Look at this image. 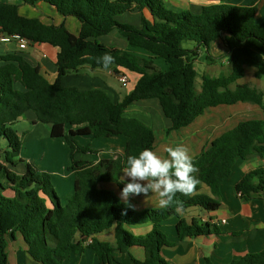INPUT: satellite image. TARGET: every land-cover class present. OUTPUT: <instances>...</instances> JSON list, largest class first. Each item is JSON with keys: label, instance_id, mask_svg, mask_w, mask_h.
Instances as JSON below:
<instances>
[{"label": "trees", "instance_id": "trees-1", "mask_svg": "<svg viewBox=\"0 0 264 264\" xmlns=\"http://www.w3.org/2000/svg\"><path fill=\"white\" fill-rule=\"evenodd\" d=\"M200 13L189 10L173 12L163 0H20L37 6L44 2L56 8L64 17L74 16L81 22L79 35L64 23H44L38 17H28L19 11V4L0 1V32L18 34L31 43H47L59 49L57 77L51 82L22 54L0 53V137L7 141L0 148V264H10L7 237H21L27 253L42 264H64L72 254L92 248L98 264H112L133 246H141L145 258L132 256L134 264H171L162 254L164 246L172 245L161 225L177 217L178 238L210 235L218 228L206 222L188 221L180 215L190 207L215 209L220 203L222 183L231 175L239 160L252 156L264 158V119H244L215 138L200 154L194 156L199 183L190 195L177 193L168 207L137 210L131 201H122L115 191L100 187V183H116L122 190V170L127 155L145 148L154 150L156 135L153 127L137 117L126 116L127 108L144 99H158L166 117L172 121L168 133L192 124L212 107L252 103L264 111V91L248 83H240L246 67L255 68V77H264V22L256 19L255 2L236 5L233 0H209ZM135 7L142 15L140 27L121 23L117 15ZM152 17L149 20L144 11ZM117 30L128 42L123 50L101 42L100 36ZM222 40L230 54L231 68L227 74H199L195 62L200 49L214 62L210 46ZM184 41L194 42L185 48ZM151 55L146 58L133 50ZM106 53L115 60L108 68L124 67L140 74L134 89L115 102L103 89H80L68 86L63 79L88 65L104 68L100 63ZM163 59L169 66L162 70L154 63ZM201 79V81L199 80ZM19 86V87H18ZM28 111L36 119L50 125L53 138H63L70 148L74 171V191L65 200L58 194L50 173L39 172L27 162L24 174L10 165L24 161L20 156L25 132L13 126ZM92 138L125 136L123 153L98 161L80 160L77 153L97 154L90 144L77 137ZM203 185L210 193L201 191ZM245 200L264 194V166L246 173L235 185ZM151 222L145 235H135L129 226ZM115 226L114 243L95 236ZM92 242L85 246L86 239ZM206 264H213L208 258ZM230 264H264V249L247 253Z\"/></svg>", "mask_w": 264, "mask_h": 264}, {"label": "crops", "instance_id": "crops-1", "mask_svg": "<svg viewBox=\"0 0 264 264\" xmlns=\"http://www.w3.org/2000/svg\"><path fill=\"white\" fill-rule=\"evenodd\" d=\"M0 1L19 4V11L22 15L28 17H38L44 23H53L55 25L64 23L67 28L75 35H79L81 31V22L78 20V18L74 16L64 17L57 12L54 6L47 3L41 2L37 6H31L21 3L20 0ZM163 1L165 3V7L173 12L189 10L193 13H200L204 5L210 4L212 2L209 0ZM254 2L258 7L256 19L258 22L263 23L264 0L232 1V3L236 5H248L253 4ZM144 14L149 20L152 19L148 10H145ZM142 15L143 13L140 10L132 7L129 10L118 14L117 19L121 23H128L140 27L142 25ZM98 39L112 47L123 50L131 49L127 40L120 36L117 30L100 36ZM58 51L59 49L57 47L47 43L29 42L26 48H20L18 42L15 40L9 42H3L0 40V53L17 52L22 54L32 64L39 65L42 73L51 82L55 81L57 77L56 61ZM133 51L140 56L146 58L151 57V55L145 51L137 49ZM204 51H206V49L202 47L200 49V55L204 54ZM210 53L215 57L225 56L224 59H222V62L227 64L226 69L229 72L231 68L230 54L228 52V48L224 45L222 40H216L211 44ZM156 60L157 58L154 59V63ZM216 61L218 60L216 59ZM160 68L162 69V67ZM164 68L168 69L169 66H164ZM211 70L212 73L210 75L219 76L222 74L214 73V66L211 68ZM120 74L127 75V83L123 84L120 81ZM139 78V73L134 71L131 72V70H128L124 67H117L116 71L114 67L103 69L92 68L88 65H84L79 69V71L66 76L63 79V83L65 85L78 87L80 89H103L112 97L115 102H119L134 89L135 86L133 87V85H136ZM114 80L119 81V83L121 82L120 85L123 87L125 86L126 88H129L127 92L123 93V91L117 87V84L114 82ZM131 83L133 85L132 87L131 85L129 87V84ZM248 84L256 86L257 88L264 91V77L259 79L258 82ZM217 107H212L207 110L206 112H208V117L203 118V120H199L202 117L201 115L189 126L184 127L179 131H172L171 133L168 132L172 126V121L170 118L165 116L158 99H144L135 102L127 108L125 115L137 117L153 127L156 135V142L153 151L157 152L161 157L167 158L166 149L168 147H174L177 144L185 145L189 149L190 154L194 157L200 154L204 148L208 147L215 138L220 136L223 132L235 127L239 121H241L239 120L231 126L226 125L227 119L229 117H226L224 115L225 113L221 115L220 111H215ZM226 111L229 112L228 109H226ZM205 113L203 115H206ZM35 119V113L33 111H28L26 115L13 127L17 129V125L22 121L33 122ZM33 124L32 130L20 131L17 129V131L19 133H32L37 127H39L40 124L43 123L36 122ZM50 129L51 128L49 125V128H46V131L49 134ZM56 139H61L63 144L67 146V149H69L70 152V148L65 139ZM77 139L79 140L80 137H77ZM96 141H101V143L95 144ZM126 142L127 138L125 136L94 138V148H98L100 151L97 154L84 153L86 155L80 152L81 154H76V158L80 160L94 161H98L101 158H112L115 157L116 154L124 152ZM6 147L7 141L0 137V148L6 149ZM47 157L48 154L43 155L44 160ZM27 161L29 163H33L29 158ZM9 166L19 174H24L27 169V167H18V169H15L13 168L15 165L13 166L10 164ZM260 166H264V158H261L257 155L252 156L247 160H239L235 164L231 175L222 183L220 203L217 208L205 209L203 207L195 206L184 211H180V215L188 221L196 220L200 224L210 222L218 228L217 232H214L210 235L188 237L184 240H180L176 230L177 217L173 216L162 223V231L167 235L169 241L172 242V245L164 246L162 248V254L169 263L206 264V259L208 258L213 264H230L233 260H238L247 253H256L264 249V194L251 200H245L235 190V185L246 173ZM38 168L39 170H46L41 166ZM74 179L75 175L74 171L72 170L69 173L60 175L57 178L55 187L59 188L61 191V197L63 200L73 193ZM99 186L102 188L111 189L115 191L119 197H121V189L116 183H100ZM201 191L209 194L210 188L206 185H203ZM159 199L160 198L158 194L152 193L148 195L142 194L140 196H132L129 198V201H131L134 207L138 210H143L146 208L160 207L158 203ZM115 226L116 225L100 234H97L95 237L101 241L114 243L116 240ZM152 227V223L148 222L145 224L131 225L129 226V229L135 235H145L152 229ZM7 242V251L10 264H42L34 260L27 253V245L21 237L18 236L15 239L7 237ZM132 256L140 260L144 259V248L141 246H133L130 248L129 252L120 254L118 259L112 264H128L130 261L132 264H134ZM89 259L92 260V264L99 263V259L95 251L90 247H86L79 253L72 254L67 260L64 261V264H84V262H87Z\"/></svg>", "mask_w": 264, "mask_h": 264}, {"label": "rangeland", "instance_id": "rangeland-1", "mask_svg": "<svg viewBox=\"0 0 264 264\" xmlns=\"http://www.w3.org/2000/svg\"><path fill=\"white\" fill-rule=\"evenodd\" d=\"M183 46L185 48H192L194 46V42L184 41ZM203 53L204 54L200 55L196 60V68L200 75L204 73L211 74L212 73L211 68H213V66L215 68L214 73L227 74L228 72L226 69L227 64L222 62V59H224L225 56H220V57L216 56L218 61L211 62L206 58V51H204ZM155 64L157 66L162 67V70H166L167 68H164V66L165 67L168 66V64L163 59H159V58H157ZM199 80L201 81L200 78ZM258 81L259 79L255 77V68L251 66H247L246 74L244 78H242L239 82L240 83H255ZM114 82L117 84V87L123 91V93H126L127 90L129 89V88H126L125 86L123 87L122 85H120L121 82L119 83V81L114 80ZM130 85L132 87L133 84L132 83L129 84V87ZM134 86L135 85H133V87ZM226 109H228L229 112L226 111ZM215 111L217 112L220 111L221 115L225 113L224 115L226 117H229L227 119V124H226L228 126H231L235 124L237 121L242 120V119L243 120L252 119V118L264 119V111L259 106L252 104V103H246V102H239L232 106H220V107H217ZM205 114L206 115H202L201 119H199L200 121L203 120V118L208 117L207 116L208 112H206ZM33 125H34L33 122L22 121L21 123L17 125V129H19L20 131H29L33 129ZM47 127L49 128V124H40L39 127L37 128L35 127L36 130L34 132L32 133L25 132V135L22 138L23 144L20 150V156L16 157V160H19L20 158H22L24 161H17V164L13 168L15 169H18V167L26 168L27 167L26 165L28 162L27 159L29 158L33 162L31 164L39 172L43 171V170H39L38 168L41 166L44 169H46L45 172H48L52 175V179L54 181V186H55V182L57 181V178L60 175H64L71 171L70 169L71 158H70V152H69V149H67V146L63 144V141L61 139H56V138L51 137V134H49L46 131ZM79 141L82 144H90L91 147L94 149V138L90 136H82L80 137ZM100 143L101 141L95 142V144H100ZM45 154H48V157L44 160L43 155ZM56 189H57L58 194L62 196L59 188H56ZM119 198L121 199V197ZM87 263L92 264V260L89 259L87 262L86 261L84 262V264H87ZM128 264H132V262L130 261L128 262Z\"/></svg>", "mask_w": 264, "mask_h": 264}, {"label": "clouds", "instance_id": "clouds-1", "mask_svg": "<svg viewBox=\"0 0 264 264\" xmlns=\"http://www.w3.org/2000/svg\"><path fill=\"white\" fill-rule=\"evenodd\" d=\"M115 58L106 53L100 58L104 68L114 63ZM167 158L161 157L150 148L138 154L127 155L122 170L124 186L121 199L126 203L132 196L158 194L160 207L173 203L177 193L190 195L199 183L194 175L197 171L194 157L183 144L168 147Z\"/></svg>", "mask_w": 264, "mask_h": 264}, {"label": "built area", "instance_id": "built-area-1", "mask_svg": "<svg viewBox=\"0 0 264 264\" xmlns=\"http://www.w3.org/2000/svg\"><path fill=\"white\" fill-rule=\"evenodd\" d=\"M0 40L3 42H9V41L15 40L18 42L20 48H26L30 42L27 38L21 35H18V34L9 35V34H4V33H0ZM119 79L123 84L128 82V77L125 74H120ZM91 242H92V239L88 238L85 240L84 245L87 246Z\"/></svg>", "mask_w": 264, "mask_h": 264}]
</instances>
